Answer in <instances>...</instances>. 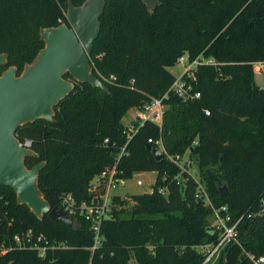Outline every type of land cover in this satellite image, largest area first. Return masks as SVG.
<instances>
[{"label":"trees","instance_id":"1","mask_svg":"<svg viewBox=\"0 0 264 264\" xmlns=\"http://www.w3.org/2000/svg\"><path fill=\"white\" fill-rule=\"evenodd\" d=\"M67 7L68 0H0V52L8 53L0 73L10 65L20 73L32 62L45 45L41 28L69 22ZM100 20L90 57L107 89L76 80L53 120L27 122L16 134L36 151L26 157L29 167L45 161L39 186L52 206L66 193L87 198L90 181L115 162L126 178L155 170L154 192L135 193L132 203L116 197L119 207L103 221V242L92 250L90 220L74 215L75 228L48 213L39 217L13 187L0 184V246L30 227L69 245L45 256L13 247L0 254V264H202L207 253L200 245L215 244L221 229L210 226L214 208L196 196V178L171 158L186 153L198 161L214 206L228 205V223L243 216L238 241L207 264H254L248 252L264 254V87L254 64L264 60V0H160L154 10L143 0H107ZM185 51L218 61L199 66L201 96L194 100L168 92L176 77L170 66ZM166 92L162 123L146 120L121 153L123 117ZM150 137L162 138L161 159L148 149Z\"/></svg>","mask_w":264,"mask_h":264},{"label":"water","instance_id":"2","mask_svg":"<svg viewBox=\"0 0 264 264\" xmlns=\"http://www.w3.org/2000/svg\"><path fill=\"white\" fill-rule=\"evenodd\" d=\"M143 1L151 10L160 2ZM106 2L85 0L77 5L68 0L69 22L41 28L45 45L35 59L27 63L20 73L16 65H10L0 73V184L13 187L18 202L27 204L39 217L48 213L53 219L72 224L75 228L79 220L70 216L61 203L52 206L44 196L39 186V173L45 161L32 167L27 165L26 157L36 155V151L23 144L16 131L20 125L38 118L53 120L55 107L75 89L76 80L107 89L95 74L90 57L100 33V17ZM7 60L8 53L0 52V63ZM148 149L156 159L165 154L151 143ZM220 188L222 194L228 192L227 184Z\"/></svg>","mask_w":264,"mask_h":264},{"label":"built area","instance_id":"3","mask_svg":"<svg viewBox=\"0 0 264 264\" xmlns=\"http://www.w3.org/2000/svg\"><path fill=\"white\" fill-rule=\"evenodd\" d=\"M176 63L180 64L182 68L178 74H175V80L170 86L168 92L172 91L185 100H194L201 96V91L196 87L198 82L197 70L199 66L202 64L216 65L218 64V61L213 55L207 56L204 53L192 58L190 53L185 51L178 56ZM254 64L256 73L260 74L264 81V60L254 61ZM112 76L115 77L113 74ZM168 92H166V94L162 97H153L149 102H146L143 107L136 108L135 116L137 121H139V124L132 123L129 126H126L125 132L127 135V142L122 147L121 153L124 152L127 143L138 131L139 126L146 120H153L158 123H162L163 114L165 108L167 107L164 100ZM206 112L209 113L210 110L206 109ZM108 140V138L105 139L106 142ZM148 140L150 143L155 142L158 144L156 147L160 148L162 151H166L162 138L154 139L153 137H150ZM22 143L30 146L31 140L27 139ZM171 158L180 165L181 169L188 170V166L191 163L189 153L184 155L176 154L171 156ZM137 172L141 171H135V173ZM127 179L129 178L120 174L117 162H115L114 164L107 165L90 181L88 188L89 195L87 198L82 201H77L72 193H66L62 198L61 204L70 216L74 218V215H79L91 221L93 244L90 248L92 250H95L103 242V221L112 217L114 215L115 208L119 207L116 197L128 200L132 199V194H129V192L118 191L120 186H124L126 184ZM183 180L184 178L181 179V181ZM136 181L139 185H143L145 183V180L142 177H137ZM197 182L196 196L199 199H203L206 204H209L214 208L218 221L216 226L221 229L218 241L215 244L200 245V248L207 253L202 264H207L216 259L230 242L233 240L235 242L238 241V223L243 216H240L235 222L229 224L228 221H230L232 217L231 214L227 212L228 205L223 204L218 207L214 206L205 184L199 182L198 180ZM166 189L167 188L165 187H161L160 191L166 192ZM12 240V245L7 246L3 243L0 246V254L6 253V251L10 248L18 247L35 249L40 256H45L50 250L69 246L67 242L54 240L44 231H37L32 227L22 230L21 232L14 233ZM248 255L254 264H264V254L256 256L253 252H248ZM130 264L138 263L136 261H132Z\"/></svg>","mask_w":264,"mask_h":264},{"label":"rangeland","instance_id":"4","mask_svg":"<svg viewBox=\"0 0 264 264\" xmlns=\"http://www.w3.org/2000/svg\"><path fill=\"white\" fill-rule=\"evenodd\" d=\"M181 68H182L181 65L177 64V63L173 66H170V69L172 70V72L174 74H178L180 72ZM256 81L259 85L264 87V81H263L262 76L260 74L256 75ZM135 110H136V108H131L126 113V115L123 117V121L125 122L126 126L127 125L129 126L132 123H136L137 118L135 116L136 115ZM190 157H191V163L188 166V170L193 174V176L196 178V180L205 184L201 178V171H200V167L198 165V161L194 157H192V156H190ZM137 177H142L145 180V183L143 185L137 184V181H136ZM156 177H157V172L155 170L137 172L134 174L133 177L127 179L126 184L124 186H120L118 188V191L129 192V194H132V199L130 200V202L132 203V202H134L133 194L145 192L147 190L149 192H154V188L152 186V183L154 182ZM179 177L182 179V175L180 173H179ZM197 185H198V182H197ZM201 200H203V199H201ZM208 220L210 222V226H216L218 221H217V217H216L215 212H213L211 215H209Z\"/></svg>","mask_w":264,"mask_h":264}]
</instances>
